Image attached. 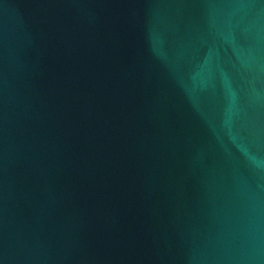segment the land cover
<instances>
[{
  "label": "water",
  "instance_id": "water-1",
  "mask_svg": "<svg viewBox=\"0 0 264 264\" xmlns=\"http://www.w3.org/2000/svg\"><path fill=\"white\" fill-rule=\"evenodd\" d=\"M0 264H264V0H0Z\"/></svg>",
  "mask_w": 264,
  "mask_h": 264
}]
</instances>
